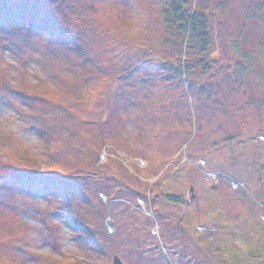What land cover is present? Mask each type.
Returning a JSON list of instances; mask_svg holds the SVG:
<instances>
[{
	"label": "rangeland",
	"instance_id": "rangeland-1",
	"mask_svg": "<svg viewBox=\"0 0 264 264\" xmlns=\"http://www.w3.org/2000/svg\"><path fill=\"white\" fill-rule=\"evenodd\" d=\"M116 255L264 264V0H0V264Z\"/></svg>",
	"mask_w": 264,
	"mask_h": 264
},
{
	"label": "trees",
	"instance_id": "trees-1",
	"mask_svg": "<svg viewBox=\"0 0 264 264\" xmlns=\"http://www.w3.org/2000/svg\"><path fill=\"white\" fill-rule=\"evenodd\" d=\"M189 24H191L190 25V27H189V31H190V35H189V38H190V42L192 41V40H194V39H196L197 38V36H198V34L200 33L201 34V36H202V40H203V42H204V44H207V42H208V36H209V34H208V26H207V23L206 22H204V21H202L201 19H199V18H196V17H192V15H190V19H189ZM199 32V33H198ZM206 50V49H205ZM204 51V50H203ZM111 157V156H110ZM109 157V158H110ZM109 158H107L108 160H109ZM108 160H106L105 162H107ZM68 198H69V196L68 197H65L64 198V202H67L68 201ZM140 199H143V198H140ZM139 199V200H140ZM138 200V201H139ZM144 200L146 201V199L144 198ZM137 205V204H136ZM153 213V212H152ZM148 215V214H147ZM148 216H150V217H154L155 218V216H154V214L151 216V215H148ZM152 217V218H153ZM78 235H79V237L81 238V239H84V236H83V234L82 233H78Z\"/></svg>",
	"mask_w": 264,
	"mask_h": 264
},
{
	"label": "built area",
	"instance_id": "built-area-1",
	"mask_svg": "<svg viewBox=\"0 0 264 264\" xmlns=\"http://www.w3.org/2000/svg\"><path fill=\"white\" fill-rule=\"evenodd\" d=\"M111 155H112L111 149L110 148L108 149L107 147H104V150L102 151V159L103 160H107V158L109 156H111ZM136 206H137V208L139 210L145 211L146 214L151 215V216L153 215L152 210L149 208L148 204L146 203V201L144 199H140L137 202Z\"/></svg>",
	"mask_w": 264,
	"mask_h": 264
},
{
	"label": "water",
	"instance_id": "water-1",
	"mask_svg": "<svg viewBox=\"0 0 264 264\" xmlns=\"http://www.w3.org/2000/svg\"><path fill=\"white\" fill-rule=\"evenodd\" d=\"M114 264H124L123 261L120 259L119 256L114 257Z\"/></svg>",
	"mask_w": 264,
	"mask_h": 264
}]
</instances>
